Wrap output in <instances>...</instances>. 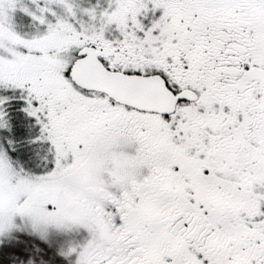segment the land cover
<instances>
[{
  "label": "snow or ice",
  "instance_id": "6c2138e0",
  "mask_svg": "<svg viewBox=\"0 0 264 264\" xmlns=\"http://www.w3.org/2000/svg\"><path fill=\"white\" fill-rule=\"evenodd\" d=\"M0 264H264V0H0Z\"/></svg>",
  "mask_w": 264,
  "mask_h": 264
}]
</instances>
